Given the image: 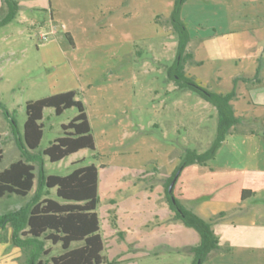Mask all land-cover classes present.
Masks as SVG:
<instances>
[{"label": "rangeland", "instance_id": "obj_1", "mask_svg": "<svg viewBox=\"0 0 264 264\" xmlns=\"http://www.w3.org/2000/svg\"><path fill=\"white\" fill-rule=\"evenodd\" d=\"M173 1L18 0L15 18L0 25V170L20 157L15 137L23 131L26 102L75 90L91 124L94 149H80L57 162L43 156L42 168L45 174L64 175L78 165L99 167L97 211L109 259L135 253L133 243L123 252L124 243L110 227L108 211L115 204L109 199L120 202L116 209L122 213V227L127 221L123 213L134 208L135 194L143 189L151 192L160 185L158 194L152 192L150 197L168 207L164 174L179 165L187 149L203 152L216 136V108L168 78L177 51L170 22ZM181 19L189 35L183 74L207 90L234 91L231 104L238 114L262 111L253 104L261 96L256 80L264 68V0H186ZM76 112L71 107L56 115L53 108H45L43 135L35 153L61 136V124ZM233 139L226 137L223 153L236 143L247 154L248 144ZM215 156L208 162L213 163ZM227 157L221 158L239 160ZM76 160L82 161L73 163ZM184 176L181 173L177 182ZM151 184L153 189H147ZM36 185L37 179L26 196L1 197L0 215L23 206ZM49 197L57 198L54 189ZM5 233L0 234V264H7L9 256L11 264H24L21 250L6 240ZM170 250L158 245L140 255L145 251L141 249L134 264H190L192 254L186 246ZM59 252L60 245H53L49 256ZM121 260L124 264L131 258ZM204 264L264 261L259 255H227Z\"/></svg>", "mask_w": 264, "mask_h": 264}, {"label": "trees", "instance_id": "obj_2", "mask_svg": "<svg viewBox=\"0 0 264 264\" xmlns=\"http://www.w3.org/2000/svg\"><path fill=\"white\" fill-rule=\"evenodd\" d=\"M0 25L15 18L19 10L18 0H0ZM186 0H174L170 14V22L177 36L175 61L168 68V78L175 79L181 86L197 92L210 102L217 110L216 136L210 146L203 152L187 149L181 156L179 165L164 181V194L171 211L164 220L149 222L146 228L168 222H180L194 229L199 237L195 245L186 249L192 254L190 264H202L203 261L219 247L218 237L213 232L211 221L205 220L181 204L168 186L176 172L175 183L181 170L191 164H204L212 159L230 129L238 122L231 104L234 91L225 94L216 93L203 88L191 78L183 74L181 62L185 56L189 41L188 31L181 19V9ZM69 39L70 36L67 34ZM75 90H67L47 95L25 104L26 118L21 135L15 137L20 157L0 170V198L9 194L26 196L37 185L30 199L17 210L0 215V230L11 228V242L18 247L24 264H120L124 260L119 257L109 259L105 254V242L100 228V217L97 211L100 202L98 192L99 167L95 164L78 165L64 175L45 174L42 168V157L57 162L80 149H94V138L83 102L76 98ZM51 107L56 115L65 109L75 107L76 114L66 123L61 124L62 135L55 138L41 152L35 153L43 135V110ZM9 117L7 111H3ZM11 127L15 122L11 118ZM1 139V136H0ZM3 150L0 146V161ZM82 160L73 163H79ZM38 166V169L37 167ZM174 183V184H175ZM55 190L57 198L49 197ZM147 189L152 190L151 184ZM244 192V191H243ZM115 207L109 209L110 227L115 229L119 238L124 232L117 222L116 198L109 199ZM0 232V234L2 233ZM49 246H45V243ZM59 244L61 252L49 256L51 246ZM48 256V257H47Z\"/></svg>", "mask_w": 264, "mask_h": 264}, {"label": "crops", "instance_id": "obj_3", "mask_svg": "<svg viewBox=\"0 0 264 264\" xmlns=\"http://www.w3.org/2000/svg\"><path fill=\"white\" fill-rule=\"evenodd\" d=\"M262 58L264 66V57ZM256 81L261 87V96L253 106H261L262 111L246 113L245 110H241L238 114L233 107L238 122L231 127L228 134L242 145L248 144L247 154L244 155L236 143L233 144L232 150H227L228 154L223 153L227 142L225 138L216 152L213 163L207 161L204 164L184 167L180 172V175L185 172L184 178L175 183L178 186L176 197L181 204L201 218L210 220L213 232L218 237V249L202 264L227 255L247 257L259 255L264 261V68L260 70V76ZM226 156L232 159L236 157L239 160L233 162L222 159ZM171 173L172 171L165 173L164 178L169 177ZM159 191L160 185H157L151 192L144 189L137 192L134 208L123 213L127 218L123 227L122 213L116 209L119 228L124 232V238L121 239L125 246L123 252H127L132 243L135 250L134 254L121 258H131L124 264H134L133 258L139 255L137 253L141 249L145 251L140 252V255L148 254L158 245H164L168 251H171L170 249L195 245L199 240L194 229L180 222L145 227L147 223L155 220L154 217L164 220L171 213L163 202L158 203L150 197L152 192L158 194ZM129 205H132V202ZM5 232L6 240L11 242V228L7 227ZM10 257H7V264L10 262Z\"/></svg>", "mask_w": 264, "mask_h": 264}, {"label": "water", "instance_id": "obj_4", "mask_svg": "<svg viewBox=\"0 0 264 264\" xmlns=\"http://www.w3.org/2000/svg\"><path fill=\"white\" fill-rule=\"evenodd\" d=\"M177 175H178V172L175 173L173 179H172L171 182L169 183V186H168V191H169V192L172 191V189H173V186H174L175 180H176V178H177Z\"/></svg>", "mask_w": 264, "mask_h": 264}]
</instances>
